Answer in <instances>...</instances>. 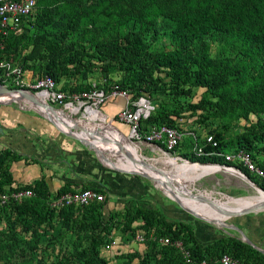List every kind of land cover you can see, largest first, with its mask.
Segmentation results:
<instances>
[{"label":"trees","instance_id":"obj_1","mask_svg":"<svg viewBox=\"0 0 264 264\" xmlns=\"http://www.w3.org/2000/svg\"><path fill=\"white\" fill-rule=\"evenodd\" d=\"M158 18L164 20V31L159 30ZM26 23L22 26L26 33L17 37L0 35V55L20 43H23L21 48L31 45L22 56L21 66L40 71L39 76L48 75L57 84L68 70L67 63L91 49L100 61H114L122 72L118 80L94 87L107 91L115 85L126 90L131 99L144 96L150 100V94L159 90L176 97L188 95L190 86L201 87L202 96L189 104L190 108H204L207 111L205 119L218 120L222 125L255 114L257 120L252 129L256 138L262 136L264 139V0H34ZM161 32L166 34L167 44L157 47ZM210 43L217 44L214 52ZM39 46L45 47L44 53L36 49ZM36 59L34 64H26L27 60ZM159 72L167 77L166 82L158 76ZM83 75L85 77L84 72ZM13 87L25 88L24 85ZM91 87L78 86L73 91ZM162 124H171L169 112L156 109L154 105L149 115L139 121L138 128L144 132ZM208 134L213 136L216 146L202 142L205 154L197 159L229 165L223 157L208 153L222 151L221 134L211 131ZM248 134L238 136L233 150L243 149L253 159L254 146ZM190 143L193 146L197 142L191 140ZM189 153L180 155L188 159ZM21 158L8 148L0 149V195L19 189H29L32 195L20 202H0V210L9 208L16 216H28L32 221L30 225L35 226L50 222L56 212L55 216L63 225L76 228L72 249L58 252L53 264H107L99 254V248L111 240L109 232L111 225H115L112 222L117 212L110 213L102 225L90 212L95 207L104 208L106 199L55 209L49 205L51 195L43 179L12 186L9 163ZM255 164L264 168L262 163ZM238 168L251 174L240 165ZM251 175L253 177L248 176L252 182L264 190L260 180ZM65 192L71 190L61 186L53 197ZM123 212L127 223L139 221L136 229L142 231V238L144 235L147 239L150 233L153 234L152 239L146 241L147 251L140 256L138 264H200L201 260L216 264L223 253L248 264H264L263 253L232 234L216 233L215 230L207 244L202 245L189 223L181 224L184 235L179 229L175 231L176 221L166 220L162 215L157 218L154 210L129 204ZM79 214L86 217V225L77 217ZM20 223L22 231L28 234L25 238L17 237L14 230L10 233L0 230V264H20L18 257L39 253L35 227L26 220ZM87 224L90 227L88 233ZM80 229L86 235L79 234ZM95 229L98 230L93 232ZM164 237L179 240L189 254V262H185L172 245L161 244L159 239Z\"/></svg>","mask_w":264,"mask_h":264},{"label":"rangeland","instance_id":"obj_2","mask_svg":"<svg viewBox=\"0 0 264 264\" xmlns=\"http://www.w3.org/2000/svg\"><path fill=\"white\" fill-rule=\"evenodd\" d=\"M157 25L160 31L165 30L164 20L162 18H158ZM21 33H26V31H24L22 27L16 29L14 32L11 31L8 34L9 36L12 35L14 37H17ZM28 44H31V40H28ZM166 44V34H164V32H161L156 46L160 47ZM22 45L23 43H20L15 48L11 46L6 52L2 53L0 55V63L7 62L10 66V69L15 66H21L23 54L27 53L31 48V45H28L26 48H21ZM64 46H66V48L69 50L72 49V47L68 45ZM72 46L73 48L75 47V45ZM216 47V43H210V49L212 52L215 51ZM36 49L41 53H44L46 50L44 46H39ZM37 60L38 59H36V61L27 60L26 64H34L33 62H37ZM105 62L106 61H100L96 57V54L91 51V49H87L79 57H75L72 61H69L67 63L66 66L68 70L60 77L57 85L61 87L64 92L70 93L75 92L73 91L74 87L92 85L100 87L104 82H106L107 85L108 82L118 80L122 75V72L116 68V64L114 63V61H109L106 63ZM21 68L22 75L20 76V79L22 83L20 85H24L25 87L22 89L28 90L30 93H34V90L30 89L29 85H31L33 80L37 76H39L41 72L33 69L29 70L23 68L22 66ZM83 72L85 74V77L83 75ZM157 74L158 76H160L162 81H167V77L164 76L163 72H159ZM12 79L13 76L8 75L4 67L0 65V86L14 88L13 86H17V84H15ZM202 92L203 88L190 86L189 93L185 96L172 97L168 93H166V91L160 90L150 94L151 100L156 106V109L169 112L171 124L175 125L182 132L183 137L179 147H177L175 152L172 154H164L159 150L150 149L146 146L141 145H139V149H137L138 152L157 169L167 171L168 167L165 165L166 160L181 162L177 159V157L183 158L180 155L182 154V152H191L189 153V158L187 159L188 161L209 163L200 162L197 159V157H199L200 155H197L192 151V145L190 143L191 140H195L198 144H203L202 138L206 136L209 131L219 132L221 134V141L224 143L222 151L225 152H229L230 150H233L234 146H237L235 142L238 136H240L241 134L249 133V139L252 140L254 146V148L252 149L253 161L254 163L257 162L264 164V139L262 136H258L256 138L257 134L252 129V125L256 123L257 115L249 114L244 119L241 118L226 125H222L218 120L205 119L204 116L206 115L207 111L204 108L192 109L189 106V104H193L198 101V99L202 96ZM121 103L122 102L119 99H108L102 103L100 109L108 116L114 117L112 110L118 107ZM0 106L8 107L12 110L21 111L26 115H38V111L32 108V106L27 101H10L9 103L0 104ZM110 117L108 118L110 119ZM88 120H90L97 126H100L98 122L95 123V121H97L96 119H91L90 117H88ZM107 120L108 119L105 120V123L108 122ZM84 121L86 120L83 119L80 122L82 123ZM109 123L115 126L117 130L122 132L124 136L128 138L126 136L127 127L124 124L114 119ZM87 130H89L90 133L94 131L93 128L90 127V124L87 125ZM100 130V132L107 131V124H103L100 127ZM74 141L76 143L71 154L76 155L80 153V155L84 158L89 157L87 154L79 151V149L77 148L79 146V141L75 139ZM112 150L113 151L106 149L104 152V154L107 155V158L109 157L112 161L110 163H114L116 164V166L120 167H124L126 163H130L129 158L123 152L119 151L115 147H113ZM220 162L215 161L212 162V164H220L227 167L231 166L234 168V170H239L243 176L252 181L248 175H250L251 177L253 176L251 174L242 172L238 168V164L230 163L229 165H225L221 164ZM107 163H109L108 160ZM89 166L93 174L101 182H103L104 185H107L109 187L108 190L113 195L111 198H107L106 205L109 209L107 212L106 210L103 211L104 208H101L100 210L99 207H95V209L90 213L94 214L103 225L104 222L107 221L108 215L110 213L117 212V215L112 222L115 225H111V230L109 232V238L111 240H114L115 243L110 249H104L103 246H100L99 248V254L107 261V264H138L140 256H142L147 251L146 241L151 240L153 236V234L150 233L147 239L143 235V241L136 239L135 236L137 234H142L141 230L136 229V224H138L139 221L127 223L123 218V209H116V206H123V208L126 207V201L124 199L125 194L136 196V194L140 191L149 193L150 195L148 196H140L142 198L137 199L139 203H135L134 205H140L147 209L154 210L157 218H160L162 215V217L164 216L166 220L176 221L175 231L179 229L180 233H183L181 224L189 222L193 227V223H195L196 228L199 231H208L209 229L216 230V233L223 232L222 234H232L242 240V234L244 233H242L243 231L239 227H236L237 225H246L250 228H253L254 230H259L258 228H260L261 231L264 228L262 224V222L264 221V208H261L249 214L230 217L225 216L223 217L222 221L223 225H217L211 220L205 221L195 218L191 214L180 209L175 204V202L168 198V187L160 185L157 182L155 183V185H153L151 180L143 176L133 174L132 172L120 173L105 166L97 167L93 166L92 164H90ZM73 167H76L75 163L73 164ZM192 185L193 186L191 188H186L185 186L184 187L191 195L193 200H195L198 204L207 207L216 205L219 200L227 202L225 200L228 197L237 199L250 198L257 193V189L253 185L248 184L236 174L229 173V171H225L223 169H220L214 173L200 176L199 178L195 179ZM135 189L136 193L134 192ZM169 190L173 191L176 194L175 190ZM52 199L53 195L49 197L48 201ZM218 208L220 207L217 206L216 210ZM55 213L56 212L53 213L54 215L51 218L50 222L35 226V224L30 225L32 221L28 216H24L22 218L20 216H16L14 212L9 208H4V211L0 210V230H4L5 232L9 233L14 230L17 237L25 238L28 236V234L22 231L23 225L20 222L26 220L29 222L28 224L30 226L35 227V230L37 232V246L39 249V253H37L36 255L28 254L23 258L18 257L17 260L18 262H20V264H53L56 260V254H58V252L64 253L72 249V246L75 244L74 240L76 228L74 226L63 225L62 222L55 216ZM77 217L83 222V225H86L87 220L85 216H81L79 214L77 215ZM255 222H257L258 224V228L253 225ZM224 224L226 226H224ZM230 224H234L236 226L233 228L231 226H228ZM158 228L159 223H157L156 225V229ZM89 230L90 227L87 224L86 232L88 233ZM97 230L98 229H95L93 230V232ZM78 232L79 234L86 235V232L82 229H80ZM82 244H85V241H83ZM187 244L190 245V242H187ZM261 249L264 250V247H261ZM6 252L7 251H4V253ZM132 254H137V256L133 257Z\"/></svg>","mask_w":264,"mask_h":264},{"label":"built area","instance_id":"obj_3","mask_svg":"<svg viewBox=\"0 0 264 264\" xmlns=\"http://www.w3.org/2000/svg\"><path fill=\"white\" fill-rule=\"evenodd\" d=\"M33 8L34 0H0V35L6 36L11 31L14 32L16 29L26 25V18L32 12ZM0 65L4 67L8 75L13 76L12 80L15 84L20 85L22 83L20 79L22 69L20 66H15L10 69L7 62H1ZM29 87L34 90V94L41 99V101L62 109L67 115L73 117L77 121L86 120L84 115L86 108L98 109L104 115L105 120L108 119V122L114 119L127 127V139L134 143L137 149H139V145H141L150 149L159 150L164 154H172L182 141V132L173 124L153 126L141 132L138 128V123L140 120H144L154 109L152 101L144 96L131 99L126 90L119 89L115 85H111L107 91L92 85L89 89L66 93L60 89L50 76L42 75L36 77ZM39 93L40 96L38 95ZM117 97L123 99V104L114 114V117H110L109 119V116L102 112L100 106L105 100ZM202 141L209 144L211 147L216 146V141L211 134L204 136ZM192 151L197 155L205 154L203 145H198L197 143L193 144ZM208 153L223 157L225 162L236 163L244 167L249 173L260 180L264 188V168L258 167L254 163L249 152L238 149L230 150L229 152L213 150ZM177 159L181 162L187 160L181 157H177ZM31 195L32 191L29 189L13 190L1 194L0 202L3 203L8 200L20 202L23 198L30 197ZM109 197L110 195L108 193L99 192L91 188H78L71 192H65L53 197V199L49 201V205L55 209L68 205L83 206L91 202L103 201ZM135 237L137 240H142V234H137ZM159 241L161 244H170L175 247L180 252L185 262H189V254L179 240L171 241L168 237H164L160 238ZM114 243V240H110L103 245V248L110 249ZM200 264H206L205 260H201ZM216 264L248 263L223 253L217 258Z\"/></svg>","mask_w":264,"mask_h":264},{"label":"crops","instance_id":"obj_4","mask_svg":"<svg viewBox=\"0 0 264 264\" xmlns=\"http://www.w3.org/2000/svg\"><path fill=\"white\" fill-rule=\"evenodd\" d=\"M114 99H119L122 103L115 109L112 108L113 114L123 104L122 98L117 97ZM104 134L105 132H100L97 136L103 137ZM75 143L73 138L67 136L58 127L37 114L26 115L21 111L0 106V149L8 148L22 157L9 163L8 172L11 175L12 186L29 184L37 179H43L50 195H54L59 187L67 186L71 191L82 187L98 189L108 193L109 198H111L113 195L108 190L109 187L93 174L89 165L108 166L103 164L91 149L80 142L77 148L89 157L84 158L80 153L72 155ZM74 163L76 164L75 168L73 167ZM134 192L136 193V189ZM137 194L136 196L124 195L126 207L129 204L139 203L137 199L142 198L140 196L150 195L143 191ZM116 207L117 210L123 209V206ZM105 210L106 212L109 210L107 205L104 206L103 211ZM262 224L264 227V221ZM193 225L196 239L202 245L207 244L215 234V230L199 231L196 224L193 223ZM253 225L258 226L257 222ZM236 227L243 231L242 233L245 234L252 248L260 251L261 247H264V228L261 231L258 227L259 230H254L246 225H237Z\"/></svg>","mask_w":264,"mask_h":264},{"label":"bare ground","instance_id":"obj_5","mask_svg":"<svg viewBox=\"0 0 264 264\" xmlns=\"http://www.w3.org/2000/svg\"><path fill=\"white\" fill-rule=\"evenodd\" d=\"M38 95L40 96V93ZM0 100H22L28 102L24 94L18 91H9L0 94ZM39 100L41 101V99ZM85 110L86 112L84 113V115L86 117V121L82 123L78 122L80 124L79 126H81V131L75 132L77 135H85L86 132H89V130H87L88 124H90V127L93 128V130L95 128L100 129V127L105 124V117L98 109L86 108ZM87 115L91 119H96L97 121H95V123L98 122L100 126H97L96 124L88 120ZM107 129L108 132L105 131L103 137L96 136L93 140V142L97 144L98 147H101L100 150L102 152H105L106 149L113 151V147L117 148L119 151L121 150V152H123L130 160V163H126L125 166L121 168L128 171L136 170L138 172H141L142 174L150 175L152 178L156 179V182L158 184L168 187L167 195L171 199H180L183 204L194 213L207 220H211L217 225L223 224V217L227 215L228 211L242 209L250 205L264 206V191H260L258 189L256 195L250 198L237 199L228 197L225 200L227 202L219 200V202L213 206L207 207L200 205L195 200H193L186 188H191L195 179L199 178L200 176L214 173L222 169L220 166L216 164H201L198 162L190 163L186 161L174 162V160H166L165 165L168 167L167 171L160 169H158V171H154L151 169V166L153 165L138 152L137 147L134 143L130 142L122 133H120V131L116 130L108 123ZM111 132L113 134H111ZM114 165L116 166V164ZM233 169L234 168L231 167L224 168L225 171H229V173L235 174L236 172ZM169 189L175 190L176 194ZM217 206H219L220 208L215 211L214 209H216ZM210 210L215 212H211Z\"/></svg>","mask_w":264,"mask_h":264},{"label":"water","instance_id":"obj_6","mask_svg":"<svg viewBox=\"0 0 264 264\" xmlns=\"http://www.w3.org/2000/svg\"><path fill=\"white\" fill-rule=\"evenodd\" d=\"M9 91H18V92H21L22 94H24L25 98L28 100V102L32 106V108H34L35 110L38 111V115L39 116L43 117L44 119H46L51 124H53L56 127H58V129L61 132L65 133L67 136L79 141L81 144H83L87 148L91 149L98 156L99 160L103 164H105L106 166L110 167L113 170L119 171V172H126V173L132 172L133 174L143 176V177L151 180L153 185H155L156 179L152 178L150 175L142 174L141 172H138L136 170L128 171L126 169H123L121 167L115 166L114 164L110 163V162H112L110 160V158L109 157L107 158V155H105L104 152H102L100 150L101 147H98L97 144H95L93 142L94 138L101 131L99 128H95L94 131H92L91 133L90 132H86L85 135H77L75 132L81 131V126H79L80 125L79 124L80 121H77L73 117L67 115L62 109L57 108V107H55V106H53V105H51V104H49L47 102L40 101L39 98L34 93H30L28 90H25V89H22V88H7V87H4V86L0 87V94L6 93V92H9ZM10 101H17V100H7V101L0 100V104L9 103ZM107 123L109 125H111L109 122H107ZM111 126L116 129L115 126H113V125H111ZM107 160L109 161V163H107ZM186 162H190L191 163V161H187V160H186ZM201 164H212V163H201ZM216 165L220 166L223 170H224V168H227V166H224V165H220V164H216ZM151 169L154 170V171H158V169L155 166H151ZM234 171L236 172L235 174L238 177H240V178L242 177L241 179L246 181L248 184L253 185L256 189H258L260 191H264L259 186H257L252 181H250L247 177L243 176L242 173L239 170H234ZM168 198L171 199L170 197H168ZM171 200L173 202H175V204L180 209H182L183 211L191 214L195 218L208 221V220L204 219L203 217L195 214L189 208H187L180 199L176 198V199H171ZM261 208H264V206H258V205H252L251 206L250 205V206L244 207L242 209L228 211L226 217L252 213V212H255V211H257V210H259ZM224 226H226V225L224 224ZM230 226L233 227V228L235 227L234 225H230ZM243 236H242L241 239L244 242L250 244L249 241L247 240V238L245 236L244 237ZM260 251L262 253H264L263 249H261Z\"/></svg>","mask_w":264,"mask_h":264}]
</instances>
